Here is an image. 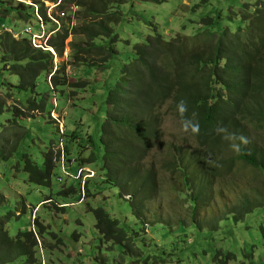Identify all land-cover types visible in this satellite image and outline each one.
I'll use <instances>...</instances> for the list:
<instances>
[{
	"label": "trees",
	"instance_id": "16d2710c",
	"mask_svg": "<svg viewBox=\"0 0 264 264\" xmlns=\"http://www.w3.org/2000/svg\"><path fill=\"white\" fill-rule=\"evenodd\" d=\"M13 1L16 6L0 0V19L16 16L23 23L30 24L33 16L40 32V22L33 14L34 7ZM124 2L125 0H62V10L71 4L80 7L74 13L76 23L73 26L74 18L68 16L61 30L50 37L48 45L60 58L63 57L65 48H69L74 77L83 69L91 68L102 75L105 71L116 68L117 77L106 94L105 118L97 125L96 132L90 133L87 129L84 135L80 121L77 122L78 129L71 134L66 131L62 133L58 128L61 133L58 145L62 143L63 147L55 153L54 147L57 145L54 143L45 159L38 162L29 154H23V171L29 174V180L33 183L50 187L53 185L57 166H63L67 172L65 164L72 165L75 147L79 167L90 165L97 173L103 174L102 183L115 188L120 197L129 202L132 215L140 222L142 233L145 234L147 203L155 197L157 188L156 172L146 169L145 160L160 141L164 115L158 111V106L164 101L170 100V110L181 120L177 105L180 101H185L187 111L184 118L199 124L198 134H193L189 129L198 147L185 155L186 152L181 149L177 156L168 157L165 164L181 172L182 184L180 190L175 192L185 196L194 218L198 208L204 207L211 193L215 192L212 186L223 182L227 173L233 171L238 164L250 166L264 177V5H256L257 10L253 14L243 13L242 25L235 31L230 27L219 26L218 20L206 17L202 20V32L200 30L194 38L181 41L174 38L171 41L156 33L149 36L146 42L135 44L121 64L122 59L114 48L118 36L112 25L119 23V6ZM39 14L45 24L53 23L47 17L44 2L39 5ZM22 32L24 33V29ZM15 33L17 32L10 28L0 33L2 68L17 78V82L8 84L5 96L13 97L16 103L18 101L24 107L23 110L16 107L14 110L8 109L14 111V124L20 128L13 139L17 143L12 147L14 152L18 150L24 135L29 133L28 128L18 123L21 116L28 115L26 117L32 121L36 112H41V117L45 119L47 114L51 115L52 110L57 111V106L51 105L47 102L48 98L37 91L41 76H45L47 80L51 75L49 81L56 99L58 94L65 96L66 88L84 91L90 86L83 77L78 80L73 78L74 81L70 82L72 76L66 75L68 63L56 65L54 56L48 51L35 48L30 36L16 39ZM98 40L100 43H96ZM195 41L199 45H195ZM4 106L8 108L10 105L0 101V112L4 110ZM26 109L32 115L27 114ZM88 116L93 122L96 120L95 115ZM218 127L227 131L218 132ZM250 130H255L251 136L248 135ZM98 134L99 138L96 139ZM228 134H235L236 137L242 135L247 138L248 143L241 144L239 152L234 151L231 147L233 141L224 138ZM235 142L240 143L239 140ZM83 149L91 151L88 157H81ZM203 149L205 153L198 155ZM90 180L92 179L85 180L82 186L80 180V189L68 188L63 193L74 197L80 195L79 201L83 199L81 195L88 198L92 196ZM254 191V196L243 197L245 204L250 205L251 197L264 196V192ZM87 207L90 204L87 203ZM88 211L94 214L98 237L106 243L122 245L130 252L137 250L134 242L141 241L140 233L130 232L120 225L118 218L112 217L101 207H90ZM228 214L233 216L235 222L245 215L244 211L238 214L237 208L229 210ZM219 221L222 219L218 217L212 224ZM197 224L200 225L199 222ZM36 228L38 233L37 229H32L29 232L20 231L13 236L8 231L7 221L2 219L1 262L7 263L26 256V264H34L36 249L40 247L37 235L46 239L52 234L51 226L46 229L39 221ZM46 232H49L48 235Z\"/></svg>",
	"mask_w": 264,
	"mask_h": 264
},
{
	"label": "rangeland",
	"instance_id": "374dc122",
	"mask_svg": "<svg viewBox=\"0 0 264 264\" xmlns=\"http://www.w3.org/2000/svg\"><path fill=\"white\" fill-rule=\"evenodd\" d=\"M5 1L11 6L17 5L13 0ZM42 1L49 16H53L57 10L56 6H52L54 2L36 0L39 5ZM256 5H264V0H125L119 6V23L112 25L118 36L114 48L122 59V64L135 44L146 42L149 36L156 33L171 41L174 38L180 41L194 38L203 28L202 20L206 17L218 20L219 26L230 27L235 31L242 25L241 15L253 14L257 10ZM79 9L74 4L67 6L68 15L72 16ZM14 18L0 19L3 21L0 23V33L10 28L21 39L26 37L22 32L25 26H31L34 32H38L39 25L33 16L30 24L23 23L16 16ZM64 21L67 20L61 22ZM75 23L74 17L73 26ZM58 31L60 30L52 35ZM71 39L72 36L67 42ZM195 45L199 43L195 41ZM47 51L54 56L56 65L62 62L69 64L66 75L72 76L70 82L74 81L73 78L78 80L83 77L89 81L87 83L90 86L84 91L66 88L65 96L58 94L56 99L49 81L51 75L47 80L45 76H41L37 91L45 95L51 105H56L57 111L52 110L51 115L47 114L45 119L41 117V112H36L32 121L26 117L28 115L21 116L18 123L28 128L29 133L24 135L22 141H18L20 146L16 152L12 149L17 144L13 139L20 128L14 124L12 110L14 107L23 110L24 107L18 101L16 103L13 97L5 96L8 84H14L17 78L3 70L0 56V101L10 105L8 108L4 106V110L0 112V221H7L8 231L13 236L20 231L36 230L37 221L46 229L51 226L52 234L47 240L38 236L40 247L36 249L34 264H264V196L251 197L250 205L245 204L243 198L246 195L254 196V190L264 192V177L250 166L238 164L233 171L227 173L223 182L212 186L215 192L211 193L204 207L198 208L194 218L185 196L176 194L183 180L181 172L165 164L168 157L177 156L181 149L186 152L185 155L194 151L198 145L189 130H184L179 116H175L174 111L170 110V100L158 106V111L164 115L160 141L145 160L146 169L156 172L157 187L155 197L147 203L145 234L142 233L140 222L132 215L129 202L124 197L121 198L115 188L102 183L103 174L97 173L90 165L79 167L75 147L72 165L65 164L69 171L65 172L64 167L58 165L52 186L30 181L29 174L23 171V154H29L38 162L45 159L54 143L57 145L54 152H58L63 147L62 143L58 145L61 139L58 128L62 133L66 131L71 134L78 129L79 121L84 135L87 129L90 133L96 132L97 125L105 118L106 94L117 77L116 68L105 71L103 75L93 68L83 69L74 77L69 48H65L62 58L57 56L53 48ZM25 111L32 115L27 109ZM88 115H95L96 120L93 122ZM254 132L255 130H250L248 135L251 136ZM98 138L99 134L96 135V139ZM90 152L89 149H83L80 155L85 158ZM203 153L205 149L198 155ZM87 175H94L90 178L92 196L87 198L81 195L83 199L79 201L80 195L74 197L63 193L68 188L80 189V180L81 186L84 185ZM87 203L92 208L105 209L130 232L140 233L141 241L134 242L137 250L130 252L122 245L106 243L98 237L95 217L92 211H88L90 207H87ZM63 205L65 209H60ZM236 208L238 214L241 211L245 213L244 218L238 222L228 214L229 210ZM224 213L230 216L227 218L226 215L223 216ZM232 214L235 215L236 212ZM218 217L222 221L212 224ZM156 222L161 224H155ZM152 224L155 225L151 226ZM27 260L23 256L2 263L0 255V264H26Z\"/></svg>",
	"mask_w": 264,
	"mask_h": 264
},
{
	"label": "clouds",
	"instance_id": "9594fccd",
	"mask_svg": "<svg viewBox=\"0 0 264 264\" xmlns=\"http://www.w3.org/2000/svg\"><path fill=\"white\" fill-rule=\"evenodd\" d=\"M36 1L35 0H33V3H34V5H36L37 6V10H38V15L40 16V14H39V4H37V3H35ZM43 2V1H42ZM61 3H62V0H58V2L57 3H54V5H56V8H57V10H56V12L53 14V17H57V14L58 13H60V12H62V11H65L66 13H67V17L66 18H68V11H67V8H65V9H61L60 8V5H61ZM32 6V5H31ZM32 7H34V6H32ZM35 16H36V18H37V15H36V7H34V13H33ZM41 17V16H40ZM47 17L50 19V17L48 16V9H47ZM72 17L74 18L75 17V15H74V12H73V14H72ZM42 18V17H41ZM66 18H64V19H62V20H65ZM38 19V18H37ZM39 20V19H38ZM51 20V19H50ZM62 20H60L59 21V23H60V28L58 29V30H61V28H62V24H63V22H61ZM42 21H43V19H42ZM52 21V20H51ZM39 22H40V20H39ZM53 22V21H52ZM43 24H44V26H45V31H46V33L48 34V33H52V32H55V31H57L56 29H57V25L53 22L52 24H49V25H47V24H45V22L43 21ZM26 27V26H25ZM24 27V28H25ZM32 28V27H31ZM41 32V31H40ZM40 32H35V33H40ZM52 36V35H51ZM50 36V37H51ZM50 37L48 38V40L50 39ZM48 40H47V45H48ZM48 47L49 48H51L52 49V47H50L49 45H48ZM177 107H178V110H179V113H180V115H181V117H182V125H183V127H184V130L185 131H188L189 129L191 130V132L193 133V134H198L199 133V124L198 123H195V122H193V120H191V119H186V118H184V115H185V113H186V111H187V105H186V102L185 101H180L179 102V104L177 105ZM227 130L225 129V128H223V127H218V132H226ZM225 139H229V140H231V141H233L232 142V144H231V147L233 148V150L234 151H237V152H239L240 150H241V144H247L248 143V141H247V138H245V137H243L242 135L241 136H239V137H236L235 136V134H228V135H226L225 137H224ZM236 140H239L240 141V143H236L235 141ZM93 177H94V175H93ZM93 177H90V176H85V178L86 179H88V178H93Z\"/></svg>",
	"mask_w": 264,
	"mask_h": 264
},
{
	"label": "built area",
	"instance_id": "2783aa9c",
	"mask_svg": "<svg viewBox=\"0 0 264 264\" xmlns=\"http://www.w3.org/2000/svg\"><path fill=\"white\" fill-rule=\"evenodd\" d=\"M15 1L23 2V3H26V4H29V5H32V6L36 7V14L38 13L37 6L34 5L33 0H15ZM52 6L54 8L56 5H52ZM48 16H49V14H48ZM49 17L57 25V29L56 30H58L60 28L59 21L64 19V18H66L67 17V13L65 11H62V12L57 14V17H53L51 15ZM37 18L40 20L41 32L40 33H35L30 26H26L24 28V33L31 37L32 45L35 48L47 51V49L48 50L51 49L47 45V40L54 32L47 34L46 31H45V26L43 24L42 18L39 15L37 16ZM14 37L16 39H19L18 36H15V34H14Z\"/></svg>",
	"mask_w": 264,
	"mask_h": 264
},
{
	"label": "bare ground",
	"instance_id": "6f19581e",
	"mask_svg": "<svg viewBox=\"0 0 264 264\" xmlns=\"http://www.w3.org/2000/svg\"><path fill=\"white\" fill-rule=\"evenodd\" d=\"M64 206V205H63ZM60 211V210H59ZM40 235V234H39ZM39 235H37V236H39ZM40 240V239H39ZM42 242V241H41ZM40 245V244H39Z\"/></svg>",
	"mask_w": 264,
	"mask_h": 264
}]
</instances>
